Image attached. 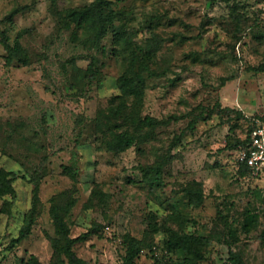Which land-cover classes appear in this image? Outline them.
Segmentation results:
<instances>
[{"label":"rangeland","instance_id":"374dc122","mask_svg":"<svg viewBox=\"0 0 264 264\" xmlns=\"http://www.w3.org/2000/svg\"><path fill=\"white\" fill-rule=\"evenodd\" d=\"M105 1L92 29L67 14L95 0H0V172L15 191L0 194V264H68L55 202L72 238L97 227L74 245L87 264H123L127 235L147 246L136 264H231L230 250L264 264V175L228 148L264 126V0ZM126 74L143 80L141 116L170 122L113 152L99 126ZM159 163L156 185L143 168Z\"/></svg>","mask_w":264,"mask_h":264},{"label":"trees","instance_id":"16d2710c","mask_svg":"<svg viewBox=\"0 0 264 264\" xmlns=\"http://www.w3.org/2000/svg\"><path fill=\"white\" fill-rule=\"evenodd\" d=\"M105 0H95L90 6L82 9H74L68 11V17L79 26L84 25L87 28L94 29L96 25V19L102 20L103 14L102 9ZM100 28H98L99 30ZM100 31V30H99ZM18 49V48H17ZM9 54L14 58L18 57L15 49H8ZM140 69L148 74L154 72L148 65L142 64ZM117 85L121 91V96L114 98L112 105L106 112V120L100 123V129L105 132L107 136L104 141L106 148L113 152H124L134 147L141 133L144 132V136L152 134L156 129L161 126L169 124L170 120H157L151 116L142 117L140 114V103L143 97V80L140 77L128 76V74L121 76ZM128 98H132L131 104L127 102ZM194 121L191 126L194 127ZM258 127V126H257ZM256 129V128H255ZM254 129V130H255ZM253 130V131H254ZM252 130L248 133L244 140H239L236 143L229 145L232 151H236L240 147L245 148L248 145ZM164 165L159 163L153 166L143 168L145 179L156 185L162 184V172ZM240 170L244 176L250 178V172L245 166H241ZM264 175V171L259 177ZM5 172H0V194H12L15 195V191L12 187V180L8 178ZM39 206L38 199L35 198L33 202V209L27 216V221L24 226L20 229L19 236L14 240L15 243H19L26 239L30 233L32 225L35 221L37 210ZM51 218L56 228L57 235L60 238V244L58 252L55 257L64 256L68 264H87L86 261L80 259L75 251L74 245L77 242L86 240L92 234L97 232L95 226L92 230L72 238L70 236V228L66 220L67 209L64 205L58 202L52 204L50 209ZM124 244L126 246V255L124 256L123 264H136L135 260L140 256V253L147 247L143 241L138 240L129 235L125 236ZM230 262L231 264H246L241 256L234 251L230 250ZM27 264H40L39 261L32 257Z\"/></svg>","mask_w":264,"mask_h":264},{"label":"built area","instance_id":"2783aa9c","mask_svg":"<svg viewBox=\"0 0 264 264\" xmlns=\"http://www.w3.org/2000/svg\"><path fill=\"white\" fill-rule=\"evenodd\" d=\"M237 164L248 168L251 179H257L264 171V126L256 127L248 145L238 149Z\"/></svg>","mask_w":264,"mask_h":264}]
</instances>
